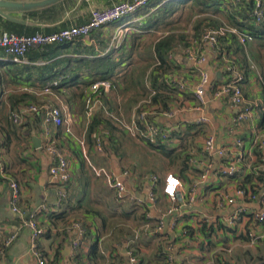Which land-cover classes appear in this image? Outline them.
<instances>
[{
	"label": "crops",
	"instance_id": "crops-1",
	"mask_svg": "<svg viewBox=\"0 0 264 264\" xmlns=\"http://www.w3.org/2000/svg\"><path fill=\"white\" fill-rule=\"evenodd\" d=\"M122 1L127 0H64L31 13L34 15L22 16L25 24L0 17V27L21 36L51 34L87 23L92 9H105ZM171 1L151 4L122 24L112 23L102 27L90 37L75 43L48 45L52 46L50 50L45 48L47 46L31 49L22 63H13L11 57L0 50V160L3 167L0 170V249L8 239L14 238L0 256V264H39L38 254L46 264H128L129 252L138 259L139 264H167L162 242L152 231L162 215L175 206L163 194L165 176L173 173L181 178L183 170L184 178L181 179L184 188L178 195L177 204L184 207L181 217L178 215L177 225L174 229L168 228L166 236L175 244L180 264H264V225L253 219V214L264 205V180H259L260 176L264 179V148L257 143L264 138L261 128L264 114L263 47H259L254 39L247 48L239 45L241 53L233 50V54L244 64L243 93L246 105L253 109L250 118L238 121L240 109L228 100H213L211 88L207 93V104L201 112L196 111L194 91L200 72L209 74L213 86L224 83L226 75L216 54L210 49H207V62L201 65L189 61L185 49L192 39L200 37L203 24L229 25V20L222 18L226 19L232 13L241 21L242 16L248 18L249 12L241 9V13H237L235 8L241 6L234 5V0H214L221 6L217 16L196 11L191 15L189 24L182 29L157 31L149 28L150 20ZM261 1L264 5V0ZM241 8L245 9L244 5ZM212 20H220L221 23L216 24ZM248 23L247 30L252 29L250 27L256 31L262 28L261 23L251 20ZM148 33L156 34V39L151 43L150 61L143 54L146 51L137 54L138 46L145 42L144 37L154 36ZM170 33L187 35L186 45L180 44L174 49V68L161 77V81L166 79V86H170V77L178 81L179 87L183 86V90L175 87L178 93L169 94L172 100L166 99L165 102L180 112L174 119H166L161 115L164 103L159 100L153 104L157 109L153 120L163 129L172 130L169 141L163 146H167L174 156L182 160L186 158L187 167L181 165L182 160L170 163L161 150L151 148L141 138L132 137L116 120L118 125L114 132L101 130L104 153L96 152L95 145L90 147L87 141L88 129L94 116L103 108H97L95 115L89 119L85 109L89 88L84 98L77 99L74 93L81 92V88H71L69 82L77 78V82L82 84L106 77L103 76L104 72L99 75L93 68L95 63L108 62L110 58L117 66L105 71L109 73L107 77H114L116 73L121 76L116 84L106 79L112 82L113 88L102 93L101 99L107 111L111 103L119 112V115H113L129 122L136 104L149 99V94L154 92L149 88L145 91L141 84L127 91V84L136 67L143 68L144 73L148 72L149 75L146 67L154 62L153 46ZM117 43H120V47ZM134 58L137 62H133ZM52 80H60V86L46 93L44 87ZM167 90L171 89L168 87ZM23 92L31 93L36 98L35 103L29 104L51 103L60 108L64 118L71 120L72 134L66 132L65 126H50L52 134L48 136L41 116H22L20 112L26 105L13 108L11 98ZM162 94L163 98L168 97V94ZM15 114L22 116L21 124L14 123ZM6 117L14 128L8 127ZM201 117H205L207 122L200 123ZM34 136L42 143L39 149L35 148ZM209 136L215 137L219 148L226 149L234 156H243L235 176L223 175L221 169L226 165V159L210 157L205 152V141ZM126 138L131 141L130 148L150 149L156 163L150 162L149 168H146V162L128 164L123 161L128 156V148L122 147V140ZM79 140L86 142L87 156L93 165L112 170L118 176L129 173L125 183L134 196H147L150 185L145 177L156 175L159 179L157 202L152 205L147 200L145 204H138L131 198L118 200L105 180L94 175L84 159ZM50 142L55 143L70 164L72 177L66 185L67 197L63 203L58 200L61 186L49 174L52 157L46 152V147ZM112 143L114 148H111ZM175 164L181 165L179 172L172 170ZM209 169L208 178L202 181L201 177ZM196 183L199 184L197 200L188 206L183 197ZM14 184L18 186V206L23 214L13 211L11 197ZM238 188H247L258 198L237 199L235 204L229 205L226 197L235 195ZM41 205H45L46 209L41 210ZM238 209L243 210L242 220L233 227L223 225V221ZM31 215L36 217L44 230L38 239L36 251L32 249V231L23 225ZM77 219L84 222L87 235L82 246L75 250L72 246L74 233L68 230V225ZM249 233L257 237L254 243Z\"/></svg>",
	"mask_w": 264,
	"mask_h": 264
},
{
	"label": "built area",
	"instance_id": "built-area-1",
	"mask_svg": "<svg viewBox=\"0 0 264 264\" xmlns=\"http://www.w3.org/2000/svg\"><path fill=\"white\" fill-rule=\"evenodd\" d=\"M152 1L153 0H127L116 3L105 9H92L87 23L65 28L51 34L21 36L4 31L0 27V50H3L7 55H9L13 63H22L25 61L26 55L31 49L55 44L75 43L80 39L90 37L92 33L102 27L108 26L126 16L137 13L140 9L149 5ZM248 3L253 4V11H248L249 19L258 24L264 22V5L261 0H234V5L236 6H242ZM198 18L199 17L196 19ZM232 36L238 40L240 47L243 48H247L248 44L254 40L253 33L247 29L241 30L228 24L211 26L210 24L205 23L202 25L200 37L190 41V45L185 49V55L189 61H192L197 65H201L207 62V49H210L216 54L219 59V63L222 65L224 74L226 75L224 83L213 86L210 81L209 74L205 71L200 72L201 75L199 83L194 91V95L197 100L195 110L199 112L203 110L204 106L208 102V90L211 88L213 89V100H228L240 109L238 121H244L250 118L253 114L252 107L246 105L243 93V83L245 81L244 64L240 62L235 55H232V52L229 53L224 50L222 45L223 38H231ZM174 56L175 50L170 53L169 58L172 59ZM169 82L176 84L175 87L178 88V90L184 89L183 86L179 87V83H177L178 81L176 79L174 80L172 77L169 78ZM59 86L60 80H52L46 84L44 91L48 93L51 92L52 89ZM112 88L113 84L109 80H91L89 93L85 98L86 115L89 119L95 115L96 109L101 107L114 120L120 122L124 130L132 137L141 138L143 141L156 146L163 145L169 141L172 130L163 129L160 124L153 120L154 116H156L157 109L150 100H144L134 108L129 122H125L113 114H110L107 111L101 96L102 93L111 91ZM178 112H180L178 109L169 107L167 110L162 111L161 115H163L166 119L171 120L178 115ZM20 114L22 116L25 114L41 116L43 123L46 126L45 129L48 136H51L52 134L50 126L57 128L65 126L67 128L66 132L69 135L72 134L71 127L69 125L71 120L64 118L60 108L52 105L51 103H44L42 105L28 104L23 107ZM20 114H15L13 116L14 123L21 124L22 116ZM199 122H207V119L205 117H201ZM257 143L264 148V138L258 140ZM78 144L82 150L84 159L88 161L94 175L97 178L105 180L108 187L114 191L118 200L131 198L138 204H145L147 200L152 205L157 202L156 188H158L159 179L156 175H148L145 177L147 183L150 185L147 196H134L127 189L125 183V180L130 176L129 173L124 172L122 175L118 176L116 172L112 170L93 165L87 156L86 142L84 140H79ZM94 149L98 153H104V138L102 135L97 137ZM46 152L52 157V165L49 169V174L50 177L61 186L58 191V200L59 203H63L67 197L66 185L71 181L72 177L70 164L64 153L55 145V143L50 142L46 147ZM205 152L210 157L218 156L227 160L226 165L221 169L223 175L225 176H235L239 165L243 162L242 155L234 156L226 149L219 148L214 136H209L206 139ZM2 169L3 167L0 160V170ZM209 172L210 169L201 177L202 181H205L208 178ZM183 186L184 183L182 179L177 175L168 173L165 176L163 194L175 203V206L171 207L162 215L152 231L153 235H155L162 242V251L167 264H180L175 244L170 242L166 236L167 229H174L177 225L179 214L181 217V210L184 205L177 204V198L179 193L182 192V189L184 188ZM198 189L199 184L196 183L190 188L188 193H185L184 197L182 196L183 199H185L186 205L192 206L196 202ZM246 197L250 200H256L258 195L250 192L249 189L238 188L235 195L226 197V203L233 205L237 199H244ZM11 204L14 212L23 214L18 206V186L16 184L13 185ZM40 209H46L45 205H41ZM242 213V209L236 210L231 217L223 221V225L227 227L235 226L242 220ZM253 219L258 224L264 225V205L261 210L253 214ZM23 225L32 231V249L36 251L38 239L44 234V230L40 227L34 215L27 218ZM68 230L74 233L72 246L75 250H78L85 240L87 228L82 220L77 219L68 225ZM249 236L251 241L254 243L257 237L254 236V233H249ZM13 240L14 238H10L5 242L4 247L0 249V256L3 254L5 248L13 242ZM38 257L39 264H46L45 259L41 257V255L38 254ZM128 264H139L138 259L134 257L131 252H129Z\"/></svg>",
	"mask_w": 264,
	"mask_h": 264
},
{
	"label": "trees",
	"instance_id": "trees-1",
	"mask_svg": "<svg viewBox=\"0 0 264 264\" xmlns=\"http://www.w3.org/2000/svg\"><path fill=\"white\" fill-rule=\"evenodd\" d=\"M177 0H173L171 2H169L164 8H162L160 11H158L156 13V15L153 17V19L150 20L149 22V28L152 29H156L157 31H171V30H175V29H182V27L178 24V18L175 17L174 15L178 14L185 6H188L191 10V14L193 15L196 11H200V12H208L214 15H219L220 14V3L214 0H179L178 2H176ZM242 7V6H241ZM241 7H237L235 8V11L237 13H241V9L248 10L249 12L252 10L253 4L252 3H248L245 4L244 8ZM243 12V11H242ZM34 15V14H31ZM191 18V17H190ZM180 19V18H179ZM227 19L229 20V25L234 26L238 29L241 30H246V28L248 29V20L249 19V15L248 18L247 16H242L241 21L239 19H237L235 17V14H229V16H227ZM216 24H220L221 21L217 20L215 21ZM259 27L261 28L259 31L255 30L254 27H250L252 28L255 32L253 33L252 29H250L249 31H251L253 33L254 39L258 41L259 43V47H263L264 46V23H261ZM186 40H187V35L185 33H170L169 35H166L164 37H162L161 39H159L153 46V53L154 56H152V58L154 57V62L151 65H148L146 67L147 71H150L149 75L148 72L144 73V69L140 68L138 69L137 67L135 68L132 77L130 78V82L127 88V91H130L132 89V87H136L138 86V84H141V87L145 90L148 91L147 89H152L153 90V94H149L151 95L149 99H145V100H150L152 104L159 102V100L164 103V110H167L169 108V106L167 104H165L166 99L172 100V97L169 94H174L178 93V91L175 89L176 84L173 83H169L170 86H166V79H164L163 81H161V77L162 74L167 73L169 71H172V69L174 68V61L172 59L169 58V55L172 51H174V49L176 47H178L180 44H184L186 45ZM233 41V43H232ZM69 44V43H67ZM222 45L224 47V50H226L227 52H232L233 54V50L236 49L237 53H241V49L239 47V42L235 37H231V38H223L222 39ZM52 46H47L45 48L47 49H51ZM152 49V48H151ZM133 51V50H132ZM150 56V55H149ZM151 57V56H150ZM111 59L108 58V62H104L101 61L99 64H94V70L97 71L100 75V73H103V76L106 77H102V79H110L112 80L115 84L117 83V80L120 78L121 74H117L116 76L109 78L107 77V74L109 73H105V71H107L108 69L112 68V67H116L117 63H112L110 61ZM263 69H264V64H263ZM115 69L112 70V72ZM143 71V72H142ZM138 72V77H136V73ZM134 76V77H133ZM137 81H139V83H137ZM148 82L149 85L146 86V83ZM69 84L71 85V88L77 86L79 88H81V92L79 93H74V97L75 98H81L85 95V91L87 88L90 87L91 81L89 82H83L82 84L77 82V78H73ZM168 85V84H167ZM169 87V89L171 90H167ZM58 87H56L55 89H57ZM164 91V92H162ZM165 93L168 97L163 98V94ZM84 98V97H83ZM11 102L13 105V108H16V106L19 105H27L29 103H35L36 102V98L34 97V95H32L31 93H27V92H23L17 95H13L11 98ZM38 105V104H37ZM42 105V104H41ZM108 106V103H107ZM20 107V106H19ZM108 112H110L111 114H115V115H119V112L116 111V109H114L111 105V103H109V108H108ZM8 127L9 128H14V125L12 124V122L6 117L5 118ZM118 124L116 123V121H114V119L108 115L106 113V111L104 109H100L97 114L94 116V119L92 120V122L89 125V129H88V137H87V141L89 143V146L92 147L93 145H95L96 143V139L97 137H99L100 135H102L101 130L102 129H106L110 132H114L116 130V126ZM16 128V127H15ZM261 128L264 130V114L262 116V121H261ZM103 136V135H102ZM146 142V141H145ZM148 146H150L153 149H158L161 150L164 157L170 161V163H174V162H179L181 161V157L179 156H174L173 152L170 151L168 149L167 146H163V145H152L148 142H146ZM114 143L111 144V148ZM186 163V158H184L181 161V164L184 168H186L187 166L185 165ZM262 175V173H261ZM181 178H184V170L181 172L180 174ZM259 180L262 181L264 180L262 176L259 177ZM251 181V180H248ZM247 181V182H248ZM247 189V188H245ZM59 218V217H58Z\"/></svg>",
	"mask_w": 264,
	"mask_h": 264
},
{
	"label": "rangeland",
	"instance_id": "rangeland-1",
	"mask_svg": "<svg viewBox=\"0 0 264 264\" xmlns=\"http://www.w3.org/2000/svg\"><path fill=\"white\" fill-rule=\"evenodd\" d=\"M161 1H163V0H153L149 5H151V4H156V3H159V2H161ZM179 0H177L176 2H178ZM149 5H147V6H145V7H148ZM145 7H143V8H145ZM142 8V9H143ZM142 9H140V10H142ZM182 10L176 15H174V18L175 17H177L178 18V24L181 26V27H186L188 24H189V22H190V17H191V9L188 7V6H185L184 8H181ZM139 10V11H140ZM181 17V18H180ZM131 18V15H129V16H126V17H124V18H122V19H120V20H118L117 22H115V24H122L123 22H125V21H127V20H129ZM180 18V19H179ZM224 21L225 20H227V18L226 19H224V18H222ZM213 22H215L214 20H212ZM148 34H151V35H154V36H148V38H147V36L146 37H144V39H145V42H141L140 43V45L141 46H138V52H137V54H139L140 52H145V53H143L144 55H145V57H147L148 59H149V61H150V54H151V43L156 39V34H154V33H148ZM117 46L118 47H120V43H117ZM251 46V45H250ZM261 50L262 51H264V46H263V48H261ZM143 55V56H144ZM133 62H137V59L136 58H134V61ZM142 101H144V100H141V101H139L137 104H136V106H138ZM135 106V107H136ZM130 146H132V144H131V141L129 140V139H123L122 140V147H124V148H128L127 150H128V156L127 157H125L124 159H123V161H125V162H127L128 164H131V163H138V162H140V163H145V165L146 164H148V165H146V168H149V164H150V162H155L156 163V160H155V158L153 157V156H155L153 153H151V151H150V149H148V148H144V149H142V148H140V147H132V148H130ZM137 161V162H136ZM179 164H175L174 165V167H172V170L174 171V172H176V171H178L179 172V170L181 169V165H179ZM170 168V167H169ZM229 259H230V257H228Z\"/></svg>",
	"mask_w": 264,
	"mask_h": 264
},
{
	"label": "water",
	"instance_id": "water-1",
	"mask_svg": "<svg viewBox=\"0 0 264 264\" xmlns=\"http://www.w3.org/2000/svg\"><path fill=\"white\" fill-rule=\"evenodd\" d=\"M64 0H0V17L14 23L25 24L22 16L44 10ZM35 148L42 146L40 139L33 137Z\"/></svg>",
	"mask_w": 264,
	"mask_h": 264
}]
</instances>
